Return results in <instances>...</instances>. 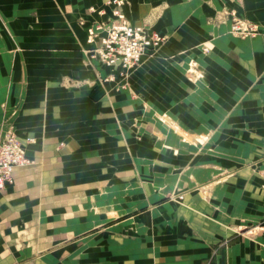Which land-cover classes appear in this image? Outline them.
<instances>
[{
  "label": "crops",
  "instance_id": "obj_1",
  "mask_svg": "<svg viewBox=\"0 0 264 264\" xmlns=\"http://www.w3.org/2000/svg\"><path fill=\"white\" fill-rule=\"evenodd\" d=\"M106 1L0 0V140L27 159L0 190V264H264V0H125L166 37L125 76L86 51Z\"/></svg>",
  "mask_w": 264,
  "mask_h": 264
},
{
  "label": "built area",
  "instance_id": "obj_2",
  "mask_svg": "<svg viewBox=\"0 0 264 264\" xmlns=\"http://www.w3.org/2000/svg\"><path fill=\"white\" fill-rule=\"evenodd\" d=\"M125 0H107L112 5V15L103 20L91 21L86 25V49L89 59H96L108 66L119 67V74L127 75L135 68L145 55L154 52L161 46L166 37L144 25L133 24L126 19L121 7ZM94 11L93 8H89ZM232 30L242 36L254 31L252 25L235 12L232 13ZM81 24H86L84 19ZM27 159L24 146L15 132L9 128L0 140V190L12 180L14 166L24 164ZM264 181V168L260 170ZM264 232V213L262 214Z\"/></svg>",
  "mask_w": 264,
  "mask_h": 264
},
{
  "label": "rangeland",
  "instance_id": "obj_3",
  "mask_svg": "<svg viewBox=\"0 0 264 264\" xmlns=\"http://www.w3.org/2000/svg\"><path fill=\"white\" fill-rule=\"evenodd\" d=\"M164 119H166L167 121L169 120L172 125V129L177 131V133H179V137L180 138H183L185 139V141L187 140L188 142H195V143H199V142H206L208 141V139H204L203 137H200V136H197V135H194L193 136V132L190 131L188 132V130H182V126H180L179 124H176V123H172L171 122V119L169 117H165ZM209 150H212V146L209 147ZM261 170V169H260ZM224 174V173H222ZM217 178V177H215ZM214 178V179H215ZM217 181L218 180H223L224 182L226 181L227 182V178L226 179H219L217 178L216 179ZM216 180H213L212 182H216ZM216 185L213 184V183H204V185H199L197 189H199V191H201V195H202V198L204 200V203H208V206H211L209 207L210 211H209V214H208V217H209V223H212V225H218L216 223V219L218 217L216 216H219L217 215L218 213H223L220 211V208L219 207H216L217 205H215L213 203V189ZM176 189V188H175ZM179 189V188H178ZM191 196L190 200H192L195 195H189ZM159 197V199H162V200H169L171 203H175V204H178V205H181V203L185 200V193H182V191L180 190H175L173 193H161V194H158L157 195V198ZM215 200V199H214ZM212 211V212H211ZM216 217V218H215ZM223 217H224V214H223ZM205 227V226H204ZM149 228H147L148 230ZM207 229H208V226H207Z\"/></svg>",
  "mask_w": 264,
  "mask_h": 264
}]
</instances>
